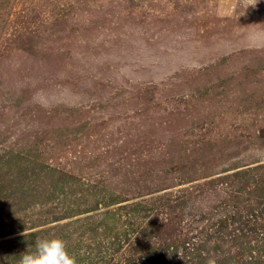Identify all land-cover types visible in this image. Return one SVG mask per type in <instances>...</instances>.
I'll return each mask as SVG.
<instances>
[{
	"label": "rangeland",
	"instance_id": "374dc122",
	"mask_svg": "<svg viewBox=\"0 0 264 264\" xmlns=\"http://www.w3.org/2000/svg\"><path fill=\"white\" fill-rule=\"evenodd\" d=\"M16 156L69 179L39 239L264 264V0H0L1 182Z\"/></svg>",
	"mask_w": 264,
	"mask_h": 264
},
{
	"label": "trees",
	"instance_id": "16d2710c",
	"mask_svg": "<svg viewBox=\"0 0 264 264\" xmlns=\"http://www.w3.org/2000/svg\"><path fill=\"white\" fill-rule=\"evenodd\" d=\"M18 158L19 156H16L8 162V164L16 166L17 174L4 182L0 180V264H19L22 254L34 251L35 243L40 238V232L35 230L36 224L44 219L43 214L48 211V208H43L49 202V200H44V196H47V194L56 197L60 195L64 198H67L68 194H70V197L72 196V190L65 191V189H69V179L57 178L51 172L49 173L50 181L47 182L42 178L47 175L43 168L38 165L34 169L32 166H21L22 162H16ZM1 167L0 175L3 173ZM39 179L40 184L37 185L36 182ZM47 184L51 187L50 194L45 193V189H42V187L46 188ZM81 200V196L75 199L74 205L86 204L81 203ZM61 202L57 204L59 208L62 205ZM39 208L40 211L37 212ZM140 212H142V209L139 207L133 210L135 217ZM111 214L112 212L108 213V219H111L107 224L108 227H111L115 221V217H111ZM44 220L49 221L51 219ZM56 222H58V218L49 223ZM75 222H79V220L77 219ZM77 227L75 233L70 232L60 237L66 242L68 253L76 259L77 264H102L106 260V255L99 251L100 245H98V248L96 246L88 248L91 250H88L89 253L86 255L82 243L88 235L85 226L80 224ZM11 236L14 237L11 238Z\"/></svg>",
	"mask_w": 264,
	"mask_h": 264
},
{
	"label": "clouds",
	"instance_id": "9594fccd",
	"mask_svg": "<svg viewBox=\"0 0 264 264\" xmlns=\"http://www.w3.org/2000/svg\"><path fill=\"white\" fill-rule=\"evenodd\" d=\"M19 264H77V262L68 253L64 240L44 238L37 240L34 251H28L20 256ZM209 264L214 262L209 261Z\"/></svg>",
	"mask_w": 264,
	"mask_h": 264
}]
</instances>
